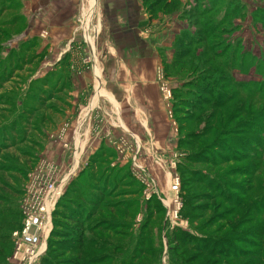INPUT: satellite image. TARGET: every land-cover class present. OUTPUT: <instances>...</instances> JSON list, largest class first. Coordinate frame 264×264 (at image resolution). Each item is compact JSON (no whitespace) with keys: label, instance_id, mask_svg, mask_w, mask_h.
I'll return each mask as SVG.
<instances>
[{"label":"rangeland","instance_id":"rangeland-1","mask_svg":"<svg viewBox=\"0 0 264 264\" xmlns=\"http://www.w3.org/2000/svg\"><path fill=\"white\" fill-rule=\"evenodd\" d=\"M88 1L0 0V264H27L13 257V234L35 183L53 185L57 200L31 264H264V0H166L169 7L154 16L142 6L152 26L116 46L148 43L160 28L150 46L166 132L158 129L156 142L146 136L148 148L133 126L132 135L119 128L100 98L86 127L95 143L100 133L113 140L119 162L110 164L128 173L107 176L102 199L83 206L78 227L54 222L60 197L93 152L83 151L74 169V150L63 138L75 120L56 112L68 113L80 94L78 104L87 108L95 94L82 32ZM95 4L89 34L102 69L114 61L108 51L115 35L101 23L100 0ZM111 67L101 70L100 88L116 95ZM125 87L124 100L131 95ZM127 109L121 119L131 132ZM54 230L77 236L68 244L54 235L50 244Z\"/></svg>","mask_w":264,"mask_h":264},{"label":"crops","instance_id":"crops-1","mask_svg":"<svg viewBox=\"0 0 264 264\" xmlns=\"http://www.w3.org/2000/svg\"><path fill=\"white\" fill-rule=\"evenodd\" d=\"M95 2L97 4L98 0H95ZM100 2L101 6L99 8V12L102 18L104 19L101 20V23H104L105 27L106 25L108 26L109 35L110 33H113L115 35L112 38L115 47L109 48L108 51V54L114 61L108 64L107 60L105 62V65L102 64L104 67H101L102 69H104L109 68V66L111 65L113 66L111 67V69H113V75L112 78L109 80L113 83L115 81L114 85L116 86V95L114 94V92H106L105 90L100 88V86L102 85V69L98 64L96 57L95 39L92 38L89 34L93 17L92 15L95 9L94 0H90L87 3V11H85L83 14V17L85 19L82 24V32L88 47L89 54L92 58V72L95 80V94L90 100L89 106L87 108L81 106L83 104H78L80 102V97H82V94H80L77 97V104L73 103V101L67 106L68 111L70 110L68 113H64L61 110L56 111L57 113H59L58 115L67 114V119L69 118V121L75 120L74 125L69 124V126H66L63 138V140H65V142L68 144V146H70V148L74 150L72 162L74 169H78L80 167V154L83 151H88L89 149V151L93 150V152L87 156L86 159L88 160V158L96 150L102 147L106 149L116 150L113 140H111L110 137H106V134L101 135L100 133V136H96V134H98L96 133L95 136L99 140H96L97 142L95 143L94 139L92 138V136H94L93 127H90V125L86 127L88 123V115L90 112L98 108V102L100 98H103L106 101L107 105H110L111 108L114 109V112L117 116V124L119 128L126 133H131L132 135V133H134V130L130 129L131 126H133V128L141 134L140 136H142V140L145 142L144 145H149V143H146L147 137L149 136L152 137L154 142L157 141L158 138L156 134L158 129H160V131L164 129V133L166 132V128H164V113L160 104V100L158 99L155 86L154 71L157 66V61L155 59L156 56H153L154 54L151 52V46L154 49V45L151 44V40L157 41V39H160L163 35L162 33L158 32L160 28H157L155 30V34H153L151 40L148 39V43L144 42L143 44L137 45L136 47H132V41L127 46H121L119 48L116 45H119V42L122 38H131L134 40V38H137L138 34H141L140 31L142 32L143 29H145L146 27L147 29H149V27L152 26V22L150 24L149 21L146 19V13L144 12L142 7L143 5L138 0H100ZM101 23L99 22V25ZM100 28H102V25H100ZM130 52L138 53L139 57H133L132 54L130 55ZM145 52L149 53V55L143 57L142 53ZM123 55H126V58ZM61 60H63L62 55H60L56 59V63H59ZM131 70H137V72L133 73ZM125 86L130 87L131 95H128V98L124 100L122 96L119 95V92L122 91V89H125ZM74 98L75 97H73V100L76 101V99ZM58 100L60 101V99ZM127 103L129 104V106H131L129 107L130 109H127ZM80 107L83 108L81 109ZM126 109L128 117L132 119L131 124L127 123L128 129L131 132L126 130L125 125L122 122V112H124ZM78 110L81 111L79 114L80 117L77 119ZM135 121L141 123V125L144 126L145 130L142 126H140V124H138V127V125L135 124ZM100 129L102 130V128ZM112 131V133L115 134L119 132L115 128H113ZM58 146L60 148V145ZM149 147L150 145L148 146V148ZM87 160L85 161V163L87 162ZM112 162L113 164H117L119 162L117 161L116 156ZM119 167L122 168L123 165L120 164ZM63 191L64 189H62L60 194H62Z\"/></svg>","mask_w":264,"mask_h":264},{"label":"trees","instance_id":"trees-1","mask_svg":"<svg viewBox=\"0 0 264 264\" xmlns=\"http://www.w3.org/2000/svg\"><path fill=\"white\" fill-rule=\"evenodd\" d=\"M141 3L145 7L148 15L150 16H154L158 9H162V8L164 9V8L169 7V2L166 0L164 1L163 0H141ZM115 156H116V153L113 150L102 147L98 149V151L94 152L88 158L85 167L78 173L75 179L71 181L69 187L60 197V200L57 204L58 205L57 209L62 208L66 212L59 213V211H57L56 209V213H55L56 215H54L53 217L54 222H57V220L61 218L63 221L67 222V224L70 223L72 225H75V227H78L80 224L81 217H82L80 213L83 209V206H86V205L89 206V204L95 202V200L97 204L98 201L102 199L101 197L102 194H104V191L110 184L108 180L106 179L107 176L111 180H114L116 174L119 173V176H117V178H122L128 173V169H126V167L120 168L117 166H112V164H110L112 160L115 158ZM96 167H101L104 169L101 174H97V176L92 177L91 175L94 174L93 173L94 168ZM104 174L105 176H102ZM86 179L88 180V183H87V186H84L83 180L85 182ZM82 189H86L88 191L87 195H85V192L83 191L81 192L83 193L82 195L77 194ZM71 196H75L77 198V201L72 199ZM81 201L84 202V204ZM111 207L115 208V205L114 204L110 205L109 209ZM182 209H183V204H182ZM18 228H19V225H18ZM76 232L72 231L71 234L57 233L54 230L52 232V236L50 237V244H51V239L53 238V236L59 235V234L64 235L63 237L64 239L60 242H67L68 244H70V242L74 240L75 236H77ZM10 251L12 252V246H10ZM250 257L252 256L250 255ZM250 264H263V262L259 261V259H254L251 261Z\"/></svg>","mask_w":264,"mask_h":264},{"label":"built area","instance_id":"built-area-1","mask_svg":"<svg viewBox=\"0 0 264 264\" xmlns=\"http://www.w3.org/2000/svg\"><path fill=\"white\" fill-rule=\"evenodd\" d=\"M174 179L170 190L174 194H177L179 183L177 178ZM28 194L29 197L26 198L22 207V228L13 234V239L15 240L13 257L24 263L31 264L40 256L39 246L42 245V242H40V235L38 233H43L47 225H49L52 213L51 205L55 204L57 198L53 185L41 187L35 183L33 187L32 185L29 187ZM175 204L174 217L176 218L181 205L177 199L175 200Z\"/></svg>","mask_w":264,"mask_h":264},{"label":"bare ground","instance_id":"bare-ground-1","mask_svg":"<svg viewBox=\"0 0 264 264\" xmlns=\"http://www.w3.org/2000/svg\"><path fill=\"white\" fill-rule=\"evenodd\" d=\"M43 248H44V244H43Z\"/></svg>","mask_w":264,"mask_h":264}]
</instances>
